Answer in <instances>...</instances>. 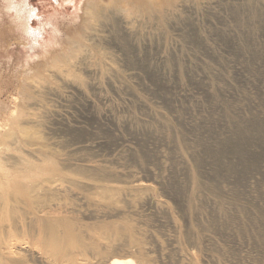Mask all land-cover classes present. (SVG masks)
<instances>
[{
	"label": "rangeland",
	"instance_id": "obj_1",
	"mask_svg": "<svg viewBox=\"0 0 264 264\" xmlns=\"http://www.w3.org/2000/svg\"><path fill=\"white\" fill-rule=\"evenodd\" d=\"M149 1L0 0V25L4 26L0 45V126L5 124L10 112H16L18 99L23 102L20 92L24 84L19 82V70L35 60L38 55L34 54L45 41L53 42L57 38L61 43L67 30L77 29L86 8L96 7L104 16L98 33L102 39L96 38L95 42L97 48L106 53L113 66L123 74L132 68L138 69L141 74L138 91L149 100L154 98L152 90L159 93L158 106L168 112V119L153 118L146 127L133 121L131 117L145 111H140L137 105L130 107L135 112L123 109L116 101V92L105 81V93L114 96L113 104L109 103L108 107L114 111L115 120L97 116L91 105L74 95L69 98V104L74 105L71 110L74 123H69L68 118L58 126H51L46 111L64 109L68 104L32 92L36 97L27 104L32 111L27 107L25 112L31 115L29 118L42 121L44 127H29V130L33 134L39 131L37 135L42 134L40 137L44 141L46 138V143H42L48 144L57 154L67 145L95 140L96 135L103 137L102 146H95L98 148H94L95 151L109 159L114 157L117 162L107 165L109 168L106 166V169L105 166L93 169L98 160L93 157L94 151H83L80 155L93 163L90 160L89 163L80 161L65 165L56 159L62 171L68 176L87 178L100 187H123L134 179L133 182L143 181L151 185L152 195L168 204L170 212L162 217V226L157 216L150 214L148 206H139L137 202L147 193L135 196L132 202L123 200L111 205L100 201L99 189L77 186L73 187L72 193L66 194L67 197L64 195L56 201L62 206L60 216L73 226L75 235L92 242V248L88 249L96 261H105L107 256L115 254L138 262L146 254L152 264H264V138L255 130L256 125L264 124V0H232L219 4L217 9L222 12V17L212 12L193 16L185 9L186 12L179 10V15L168 20L166 16L159 19L156 14L149 16L131 10ZM192 4L191 8H201L197 3ZM18 5L26 8L24 16L29 18L30 29L37 31L35 39L31 33L16 34L13 30V8ZM126 24L138 29L140 35H127ZM148 31L154 33L150 40L144 37ZM204 37L208 42L203 40ZM162 50L171 61L172 72L169 74L153 60ZM184 53L192 55L194 65L186 60ZM195 56L201 57L203 62L197 60L198 64ZM179 62L184 72L182 82L177 77ZM153 65L161 69L159 73L154 72ZM203 69L209 73L208 81L199 75ZM120 76L115 80L117 84L124 83ZM180 86L192 89L196 98L175 99L174 90H180ZM124 93L129 92L125 90ZM96 104L97 109H103V104L97 101ZM129 120L132 123L128 124ZM78 121L83 124L78 125ZM52 127L56 129L54 132L50 130ZM242 130L245 135L240 141ZM225 139H230L224 146L228 154L215 157L214 153ZM125 142L132 144L131 152H123ZM239 146L242 157L237 154ZM182 157H187L188 167L190 165L192 170L187 171ZM118 208L125 210L124 213L115 212ZM92 212L95 214L91 215ZM169 218L175 220L176 229L166 224ZM126 226L134 230V239L139 244L125 230ZM100 235L103 239L98 237ZM170 238L177 241L186 257L181 259L180 252L170 251ZM189 253L194 257L186 255ZM35 261L33 258L30 263L39 264Z\"/></svg>",
	"mask_w": 264,
	"mask_h": 264
},
{
	"label": "bare ground",
	"instance_id": "obj_2",
	"mask_svg": "<svg viewBox=\"0 0 264 264\" xmlns=\"http://www.w3.org/2000/svg\"><path fill=\"white\" fill-rule=\"evenodd\" d=\"M231 1L232 0H150L149 2L138 4L136 8L133 7V9L131 10L147 14L149 16L152 14H156V17L158 15L159 19H162L164 16H166L168 17V20L171 16L174 18L175 16L179 15V10H184L186 12L185 9H188V12H191L193 16L198 15L201 12H212L222 17V12L220 11V9H217L218 5H223V3H230ZM192 3H197V6H201V8H191L190 6ZM8 9L11 10L12 8L8 6ZM13 10L15 12V16L12 20V25L16 29H13L16 34L25 33L26 35H30L31 33L33 34L32 38L35 39V37L37 36V31L34 32L33 29H30L31 25L29 24V18L24 16V11H26V8L18 5L14 6ZM102 17L104 16L102 15L101 10L99 11V9H96V7L94 6L87 7L84 13V17L76 30H67L64 35L65 39L61 43L57 40V38H55V41L53 42L47 40L45 41L44 45L40 44L42 48L38 47L41 48L40 51H37L36 54H34L38 55L35 58V60L37 61L34 60L32 63H28L26 67L21 68L22 71L19 70L18 72V75H20L18 77L21 80L18 81L23 82L24 84L22 86V92L20 93L22 95L21 100H23V102L25 103V107H22L24 105L23 102L20 101L22 104H19V98L18 102L15 105L16 112H10L9 118L5 119V124L0 126V264H32L30 263V260L33 258L36 259L35 262L39 264H152L151 261L147 258L146 254L143 255L144 259L141 258L137 260L138 262H136L132 258L116 256L115 254L107 256L105 261H103L104 259H101L102 261L99 259L97 261L94 260L93 258H91V253H89L90 250L88 249L92 248L90 247L92 242L87 241L80 235H75L73 233V226L71 227L68 223H66L65 220L67 219L64 220L60 216L59 210L60 208H62V206L56 201L60 197H63L64 195L66 196V194L68 193H72L73 187L77 186L89 189H99L101 196L100 201L111 205H117V202H121L123 200L132 202L131 199L135 196H141V194L147 193L145 197L141 198L140 200L138 199L139 201L137 202H139V206H148V211L150 212V214L157 216V220L159 224L162 223V226L164 225L161 220L162 217L165 214L168 215L170 212L168 204L157 199L155 195L151 194V185L146 184L143 181H139L138 179V181L133 182L135 180L134 179L132 183L123 187H117L113 185L100 187L97 184L92 183L91 181H87L89 180L87 178L84 179V177L80 176L79 178H77L72 175H70L71 177L68 176L65 171H62L57 161L59 160L65 165H73V163L80 161L82 163H89L91 159L86 161L85 157H82L83 155H80L81 153L83 154V151H94L95 156L93 157L97 158L98 160L94 162V164H96V167L94 165L95 168L91 166L93 169H100L101 166H105L106 169L108 167L107 165H111L114 162H117V160L114 157L113 159L106 158L107 156L103 155L102 152L95 151L98 146H102V139H104L103 137L99 138L101 136L98 135H96L98 136V138L96 136L94 137V139L96 138L95 140H87L82 142L79 141L67 145L63 152H59L57 154L56 150L50 149L51 147L49 148V146H47L48 144L42 143L44 141L42 140L43 138L40 137L42 134L37 135L39 131L33 134V132L31 133V131L29 130V127H44L43 122L35 120L31 117L29 118V116L31 115L25 112V109L27 107L30 108V106H28L29 101L31 102L35 99H32L35 95L34 93L33 95L32 92H38L39 94H41V96L42 94L48 95V97L52 96L60 99L61 101L63 100L68 104L67 106H64L66 104L63 105L64 109L61 107V109L58 108L56 110L46 111L48 115H50L51 123L49 125L58 126V124L66 122L68 118H70V123L71 121L73 122V119L71 120V110L73 109L74 105L72 106L71 104H69V98L71 99L70 96L77 95L83 100L86 105H91L94 108L95 114L97 116L109 120H115L114 111H112L108 107L110 105L109 103H112L114 96L112 97L111 93L107 94L105 93L106 91H104V88H106V84L104 83L105 81H107V84H109L112 87V90L114 89V91L116 92V101H118L119 105H121L123 109L130 111V107H132V105H137L140 108V111L142 109L145 111V113L141 112L138 115L136 114V116L132 115L133 117L131 118H133V121H138V123H142L141 125L144 124V127H146V125H149L150 120L153 118H158L160 120L168 119V114H166L168 112H164V110L160 108L161 106H158V101H161V97L158 95L159 93L152 90L154 98L149 100L144 96V94L138 91L137 86L139 84L138 81L141 75L139 73V70L132 68L131 70L123 74L119 69L113 66L114 64H112L109 56H107L106 53L97 48L96 44L98 43L95 44V42L97 41L96 38H101L99 36L100 34L98 33L100 31L99 28L101 27V20L103 19ZM158 25H160V23H158L157 26ZM3 28L4 26L2 27L1 24L0 45L4 35ZM125 30L127 35L129 34L131 36L140 35L141 33L138 29L130 26L129 24H126ZM158 32L160 31L158 30ZM153 34L154 33L152 31H148L147 33H144V37L146 39L149 38L150 40V37H153ZM176 38L177 37H175V39ZM203 40L207 41V38L204 37ZM34 50L35 49L33 48V51ZM155 55L156 56L153 57V60L156 61L159 65H162L165 72H168V74L171 73L172 65L170 63L171 61L168 60L166 51H159ZM185 58L190 63L193 61V57L190 54H185ZM194 60L196 62L197 60L203 62L201 57L195 56ZM153 68L154 72L156 71L159 73L161 70L158 66H154ZM177 70L178 80L182 82L184 79L182 63H178ZM203 70L199 71V75L203 80L208 81L209 73L207 74V71L204 70V72ZM122 74L123 76H120ZM118 76H120L124 80L123 84H117V82H115ZM1 78L2 75L0 74V80ZM103 84L105 85L104 88ZM125 90L129 93H124ZM90 92H92L93 94H91ZM109 94H111V96ZM173 96L177 100H182L196 98L197 94L193 92L192 89L186 90L182 87L180 90H174ZM96 101L104 105L102 110L97 109L96 105L98 104H96ZM155 104H157L158 107L155 106ZM30 110L32 111L31 108ZM31 111L28 112L32 113ZM131 111L134 110L132 109ZM76 120H78V118ZM78 122V125L83 124L82 121ZM127 123L130 124L132 123V121L129 120L127 121ZM50 130L54 132V130L56 129L52 127L50 128ZM255 130L258 131L259 135L262 134L263 136L261 137L264 138V124L256 125ZM244 135V130H242L238 139L241 141ZM229 143L230 139H225L224 141H222L219 144V150L214 153V156L218 157L228 154V149L224 148V146ZM237 144L240 143L238 142ZM131 145L132 144H126L125 142V145L122 146L123 152H131L133 149ZM18 146L19 148H16ZM95 146L97 147L95 148ZM23 148H25V150H23ZM240 149L241 146H239L236 150L237 154H241L239 156L242 157L243 153L240 151ZM207 151H209L210 154L213 153L211 150ZM80 157L82 158L79 159ZM186 158L182 157L181 160L183 163H185V166L187 165L186 168L188 171L191 169V167L190 165L188 167ZM56 159L58 160L56 161ZM91 163H93V161ZM87 166L84 167L86 168ZM85 168H83V170H85ZM118 171H120V169ZM82 172L83 171H80L79 173L82 174ZM126 174L127 171L125 175ZM128 174H130V172ZM194 179V181L196 182V178ZM195 182H193L192 184H194ZM197 183H199V181ZM199 187L201 188V184ZM98 205H100V203ZM105 205L106 204H104V206ZM136 210L137 209L135 208V211ZM124 211L125 210H121L118 208L115 212H117L118 214H123ZM90 214L93 215L95 213L92 212ZM166 224L172 228H175L177 226L173 218H169ZM125 230L130 234V236L134 235V230L130 226H126ZM98 237L100 239H103V235H100ZM132 238L134 239V236ZM134 242L139 244V241L136 239H134ZM168 242L170 251L180 252L181 259L186 257L183 256V252L177 246V241L175 239L170 238L168 239ZM95 252L97 253L98 251ZM186 255H188L190 258L194 257L193 253H189ZM35 256L37 258H35ZM30 257L31 259H28Z\"/></svg>",
	"mask_w": 264,
	"mask_h": 264
}]
</instances>
